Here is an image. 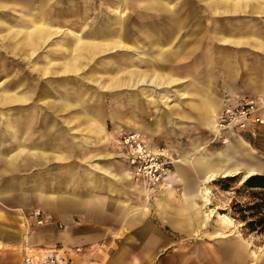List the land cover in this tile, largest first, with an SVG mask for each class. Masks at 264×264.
<instances>
[{
	"label": "crops",
	"instance_id": "crops-1",
	"mask_svg": "<svg viewBox=\"0 0 264 264\" xmlns=\"http://www.w3.org/2000/svg\"><path fill=\"white\" fill-rule=\"evenodd\" d=\"M8 1L10 3L0 0V16L16 20L18 16L10 17L3 11L8 8L15 11L18 8L23 13L30 11L27 16L32 19L30 32L33 37L26 43L20 42L16 35L13 41L8 42L9 38L1 33L13 34L14 31L12 28L5 31L6 23L0 20V52L7 48V52L17 59L26 55L28 59L32 58L37 49L38 32L43 34L48 45L51 40L55 42L49 47L48 67L41 73L39 71L41 79L45 81H42L43 89L39 92L38 100L44 107L38 109L33 104H22L14 122L0 123V129L6 128L5 131L0 130V264H21L24 254L36 255L39 252H55L69 259L71 264H153V260L167 248V235L153 227L151 214L147 216L151 202L146 199L142 184L135 183L130 171L122 168V163L115 159L120 156L101 152L98 148L108 139L104 133V113L101 107L88 105L86 93L76 94L72 88L69 93L67 78L78 76L91 60L105 56L97 63L99 67L94 72L87 75L83 73L80 78L96 87L101 86L98 82L110 81L114 105L120 103L115 96L122 90L161 86L167 89L192 79L190 71L185 70L181 77L171 67L162 69L170 64L190 60L201 48L203 39H198L197 32L201 24L198 21L191 23L185 39H182V27H188V22L194 16L183 7L175 11L177 5L192 4L191 0H110L108 4L114 6L116 12L107 17L106 24L83 29L80 35L61 27V23H70L68 19L76 10L68 15L59 16L57 12L50 15L48 3L36 6L33 0ZM83 2L85 4L88 0ZM195 3L204 7L203 11L207 14L204 20L214 23L208 28V45L202 53V60H213L210 49L212 41L222 43L221 46H239L238 49L248 45L264 53V40L259 30L264 29V0H196ZM128 7L131 8L130 13L121 15V10ZM135 8L139 9L136 11L140 15L138 23L130 19ZM86 10L83 9V15H87ZM149 15L151 19L154 16L157 18L149 21ZM244 16L255 23L250 31L241 20ZM219 18L228 24L227 27H221ZM151 50L157 53L148 57ZM121 51L125 53L120 54ZM125 55L130 59L123 60ZM51 60L60 61L55 66ZM246 60L254 59L248 56ZM13 61H16V65L20 63V60ZM26 61L29 63L33 60ZM126 64L131 66L125 71L127 79L124 81L127 82L120 83L121 75L125 76L120 73L123 70L121 66ZM217 64L219 61H216ZM224 64L227 63H221ZM209 65L210 61H207L206 78H211ZM219 67L222 73V66ZM230 71L231 76L236 77L230 80L224 78V93L228 81V84L234 86L227 85L229 95H240L248 90L258 95L254 89L264 85V74L250 85L245 82L247 79L244 82L240 80L239 88L236 83L238 74L231 67ZM240 75H243L242 68ZM50 78L60 80L57 83ZM211 79L207 81L205 89H184L178 95L180 99H190L186 103L189 111L180 108V105H169L170 100L165 93L160 96L171 114L178 117L180 122L190 121L189 114L197 113L199 118L206 119V125L212 126L216 119L214 112L221 111L223 101L239 96L227 95L223 101L217 99L212 92ZM214 79H217L216 75ZM53 84L56 90L51 87ZM83 89L86 88L83 86ZM99 89L102 94L105 92ZM152 94L143 92L146 101H151L148 98ZM77 97L80 104H72L73 98ZM98 97L100 99L101 95ZM138 98L136 94L130 95L131 104L140 105ZM137 109L142 111L143 108ZM111 111L112 117L118 119V110ZM57 121L62 123L63 136L54 131L57 129ZM169 121L171 119L167 116L166 122ZM195 121L202 127L197 117ZM37 123H43V126L36 127ZM204 159V156H199L187 163L198 175L196 185L186 179L181 167L176 168L183 182L181 190L185 193L198 192L205 176L216 175V170L201 166L200 161ZM156 208L159 209V212L156 211L158 225H168L177 231L180 220L168 217L169 207L156 202ZM34 210H39L51 223L33 226L29 214ZM24 221L31 224L29 231L24 229ZM58 223L62 224L61 229L57 228ZM229 244L231 242H226L217 251H210L212 258L217 256L223 260V264H235L223 252ZM229 251L238 264L243 263L245 248L241 243L232 245ZM159 264H165L164 260L161 259ZM260 264H264V260Z\"/></svg>",
	"mask_w": 264,
	"mask_h": 264
},
{
	"label": "rangeland",
	"instance_id": "rangeland-1",
	"mask_svg": "<svg viewBox=\"0 0 264 264\" xmlns=\"http://www.w3.org/2000/svg\"><path fill=\"white\" fill-rule=\"evenodd\" d=\"M3 1L10 3L8 0ZM33 1L36 6H39L41 3H48L50 15L53 12H57L59 16L62 14L68 15L76 10V13L72 14L69 19L67 17L70 23H61V27L65 29L69 28L79 35L83 34V29L87 30L90 27L103 26L106 24L107 17L116 12L114 6L108 4L110 0H88L85 4L83 1L86 0H72L71 3H67L65 0H51L49 2L48 0ZM195 1L196 0H191L190 2L192 4L177 5L175 11H180L181 7H183L192 12L194 16L193 20L188 22V27H182L181 37H184L188 32L191 23H196L198 21L199 24H201L199 31H197L199 32L198 39H203L201 48L193 54L190 60H185L176 65L170 64L168 67L162 68L168 69L171 67L172 70H176V73L181 77L185 73V70L190 71L192 72V79L190 78L187 82L178 85L169 86L167 89L161 86L151 88L140 87L138 90H133L126 89L127 87L125 86L126 90L120 91L117 93L118 96H115L116 100H119L120 103L114 105L112 104L113 96H111L112 93H110V81L104 80L98 82L101 86L96 87L94 84L80 78V76L84 74L87 75L90 74L91 71L94 72V69L99 67L97 63L105 58V56L102 55L101 57L95 58V60H91L84 71L78 73V76L73 75L67 78L70 84L69 93H71V88L76 94L83 95V93H86L85 99L88 105L93 104L101 107L104 113V133H106L108 139L99 145L98 148L101 152L114 153L120 156L115 159L122 163V168H126L132 173L134 180L139 179L140 181H146L147 177L141 178L142 174L146 176L150 167H153L150 171H155L156 168L154 166L156 164L163 165V171L153 172L152 175H148L149 177L152 176V179L155 177L159 179L158 181L160 184L158 186H151L148 188L143 182H135L137 184H142L146 193L145 197L151 202V210L147 216L151 214L153 227L158 228L167 235V248L161 255L153 260V264H159L161 259L164 260L165 264H223L221 258L215 256L213 259L210 255V251H217L219 248L223 247L226 242H231V244L226 246L223 252H226V255L231 258L235 264L238 263L233 254L230 253L229 248L234 244L238 245L240 243L245 248V259L241 264H246V262L247 264H260L262 260H264V235L247 231L244 228V224L235 217L232 210L233 202H237L241 205L249 202L248 191L243 189V182L249 176L256 174L257 171L255 168H248L245 174L239 175L233 179H224L225 176L237 174L242 165L236 162L234 158L220 156L225 152V146L245 147L252 155L264 161V123L252 124L242 132L234 130L227 136L224 134H215V130L212 127L213 124L212 126L206 125V119L202 117L199 118L197 113L189 114L191 117L190 121L185 120V122H180L178 117H174V115L171 114V111H169V108L164 104L162 101L163 98L160 96L165 93L166 97L170 100V102H168L169 105H180V108L189 111V107H187L186 103H188L190 99L182 97L180 99L178 95L182 93L184 89H205L207 81L213 77L210 83L212 82V92L215 93L217 99H222L223 101L228 95L230 97L239 96L238 98L245 97L256 100L259 110L258 113L264 118V99L262 98L264 97V93L262 94L264 85H262L261 88L254 89L258 94L257 96L249 93V90L247 93L242 91L243 93L240 95H236V93L229 95L226 90L227 85H231V87L233 85L231 83L228 84L227 81L225 83V93L227 94L224 93V78L230 80V78L236 77V75L231 76L230 67L238 74L236 83L239 85H237L239 88L240 80L244 82V80L247 79L245 82H247L248 85L253 81L256 83L258 77L264 74V53L254 50L248 45L238 49L239 46L237 47L232 44L221 46L222 43L212 41V48L210 49H212L211 57L213 60H207L210 61L208 70L211 78L209 76V78H206L205 64L207 61L201 58L202 53L206 51L208 45V39L206 38V35L209 33L208 28L214 23L211 24L209 21L204 20L207 16L203 11L204 7L200 6L198 3L196 4ZM83 9H87V15H83ZM129 10H131L130 7L121 10V15L130 13ZM136 11H139V9L135 8V11L131 13L130 19L138 23V16L140 15ZM3 12L8 16H18H15L16 20L6 16H0V20L6 23V25H4L5 31L10 28L14 31L13 34H8L11 32H6L7 34L1 33V35L7 39L9 38L8 42L13 41L16 35L20 42L23 41L27 43L32 40L33 35L30 32L32 28L30 25L32 19L30 16H27L30 11H25L23 13L18 8L16 11L8 8ZM245 16L242 17L241 20L245 22L244 27L250 31V29H253L255 26V23L252 19L245 18ZM247 17L250 16L247 15ZM156 18L157 17L154 16L151 19L150 15L148 17L149 21ZM218 20L221 27H227L228 24H225L222 18ZM233 21H235V19H233ZM56 27L59 26L56 25ZM259 30L262 32L264 40V29L262 31L259 28ZM61 35L62 34L57 36L56 40H58ZM182 39H185V37ZM54 42L55 41L51 40V44ZM36 44L37 49L34 50L35 53L33 57L29 59L27 55L17 59L7 52V48L0 52V123L2 121L14 122L18 113L17 110L22 104L24 106L33 104V106H37L38 109L44 107L42 102L38 100L40 97L39 92L43 89L42 81H45L41 79L42 76L39 74V71L41 73L48 67L47 62L50 60L48 53L51 44L48 45L43 34L39 32L36 33ZM151 52L152 53L147 52L148 57H150L151 54L155 56L156 54L154 53H157L155 50H151ZM119 53L123 54L125 52L121 51ZM126 53L131 54L130 52ZM141 56L145 58L143 55ZM248 56H252L254 60H246ZM122 59L129 60L130 58L125 55ZM13 60H20L19 65H16V61ZM26 60L33 61L28 63ZM51 61L54 62L56 66L57 61L60 60ZM216 61H219V64L216 65ZM221 63L227 64L223 66ZM219 66H222V73L219 71L220 69H218L221 68ZM129 67L131 66L128 64L121 66L123 70H121L120 73L125 74V76L121 75L120 83L127 82L124 81L127 79L125 71H128ZM241 68L243 75H240ZM38 75L40 77H38ZM215 75L217 79H214ZM49 80L58 83L60 79L50 78ZM16 81H18V83H16ZM47 83L49 84V82ZM51 83L52 82H50V84ZM83 86L86 89H83ZM51 87L55 88V90L57 89L55 84ZM122 87L124 86H121V88ZM99 88H102L105 92L102 94ZM143 92L147 94L153 93L152 96L148 98L151 99V101H146L147 98L143 95ZM132 94L138 95L140 105L131 104L130 95ZM100 95L101 97L98 99ZM76 99L78 101H74ZM72 104H80L79 97L73 98ZM137 107L140 109L143 108L142 111L138 110ZM174 108L175 107H173V109ZM112 109L118 110V119L112 117ZM19 115L22 114L19 113ZM216 115H218V110L214 112L215 117H217ZM167 116L171 119L168 123L166 122ZM196 117L199 119L202 127L195 121ZM56 123L57 129L54 131L63 136L64 130L62 128V123L59 121ZM213 123H215V121ZM37 124L36 127L43 126V123ZM0 130L5 131L6 128H1ZM67 133L68 130L66 129V134ZM132 136L139 137L138 141L136 142L130 139ZM126 140L128 144H125ZM225 140L226 142H224ZM139 145L144 151L146 148L150 151L149 154H143L144 158L139 154H134L132 151L133 149H137ZM136 156H138L139 159L133 164L132 161ZM199 156H204L205 158L203 161H200L201 166L206 169L216 170V175H214L215 177L213 176L211 181H208L205 176V180L201 183L200 190L193 194H187L181 190L183 182L177 175L176 168L181 167L186 179L196 185L198 182V175L195 174L193 168L187 163H189V161L193 162V159ZM216 158H221V166L215 165L214 162ZM230 164H234V166L228 170L227 167ZM139 172L141 176L136 177L135 174ZM206 190L208 194L203 196L202 192ZM205 199L208 200V204L205 202ZM156 202H162L164 206L169 207L167 208L168 217L178 218L180 220L178 222L179 226L177 231L173 230L168 225H158L157 212H159V209L157 210L156 208ZM228 264L233 263L229 262Z\"/></svg>",
	"mask_w": 264,
	"mask_h": 264
},
{
	"label": "built area",
	"instance_id": "built-area-1",
	"mask_svg": "<svg viewBox=\"0 0 264 264\" xmlns=\"http://www.w3.org/2000/svg\"><path fill=\"white\" fill-rule=\"evenodd\" d=\"M256 100L245 97L229 98L224 101V106L218 116V124L221 129H232L237 132L246 130L252 124L264 123V118L258 113ZM139 157L133 159L134 164ZM33 226H44L51 223V220L44 218L39 210H34L29 214ZM23 227L29 231L31 224L23 222ZM57 228L61 229L62 224L58 223ZM79 251V250H77ZM21 264H71L70 260L58 255L55 252H39L38 254H24Z\"/></svg>",
	"mask_w": 264,
	"mask_h": 264
},
{
	"label": "trees",
	"instance_id": "trees-1",
	"mask_svg": "<svg viewBox=\"0 0 264 264\" xmlns=\"http://www.w3.org/2000/svg\"><path fill=\"white\" fill-rule=\"evenodd\" d=\"M243 189L248 191L249 202L244 205L233 202V213L247 231L264 235V175L249 176L243 182Z\"/></svg>",
	"mask_w": 264,
	"mask_h": 264
},
{
	"label": "water",
	"instance_id": "water-1",
	"mask_svg": "<svg viewBox=\"0 0 264 264\" xmlns=\"http://www.w3.org/2000/svg\"><path fill=\"white\" fill-rule=\"evenodd\" d=\"M230 157L234 158V160L238 163H240L242 166L239 168V171L237 174L232 176H225L224 178H232L235 176H239L242 174H245L247 172L248 168H255L256 174L253 175H264V161L261 158H258L254 155H252L245 147L244 148H238V147H228L225 146V152L221 154L220 157ZM215 165L221 166V158L215 159ZM234 164L228 165V170L230 168H233ZM252 176V175H251Z\"/></svg>",
	"mask_w": 264,
	"mask_h": 264
},
{
	"label": "bare ground",
	"instance_id": "bare-ground-1",
	"mask_svg": "<svg viewBox=\"0 0 264 264\" xmlns=\"http://www.w3.org/2000/svg\"><path fill=\"white\" fill-rule=\"evenodd\" d=\"M15 55V54H14ZM222 110V109H221ZM220 113V112H219ZM219 113H218V115H217V117H216V120H215V123H213V129L215 130V134H224V135H228V134H230V133H232L234 130H232V129H221L220 128V126H219V124H218V116H219ZM130 139H132V140H134V141H138V139H139V137H137V136H132ZM224 142H226V140L224 141ZM125 144H128V141L126 140L125 141ZM133 151V153L134 154H139V155H141V157H143L144 158V156H143V154L144 153H148L149 154V149L148 148H146V150L144 151V149L139 145L138 147H137V149H133L132 150ZM145 157H148V156H145ZM125 159H127L126 157H124ZM156 169H155V171H150V169H153V167H150L149 168V171L145 174L146 176H144V174H142V176L141 175H139L140 174V172L139 173H137V174H135V176L136 177H140L141 176V178L142 177H147V180L146 181H140L139 179H137V180H134L135 182H138V181H140V182H143L144 184H146L147 186H148V188H150L151 186L152 187H155V186H158L160 183H159V179H157V177H155L154 179H152V176H148L149 174L150 175H152L153 174V172H159V171H163V169H162V167H163V165H158V164H156L155 166H154ZM209 173V172H208ZM210 174V173H209ZM130 175L132 176V178H133V175H132V173L130 172ZM213 174H211V175H208V176H206L207 177V179H208V181L210 180H212L213 179ZM163 181V180H162ZM207 181V182H208ZM151 184V185H150ZM167 185V184H166ZM151 190H152V188H151ZM205 190V189H204ZM206 194H208V191L206 190V191H204V192H202V195L204 196V195H206ZM205 202L208 204V200L207 199H205Z\"/></svg>",
	"mask_w": 264,
	"mask_h": 264
}]
</instances>
